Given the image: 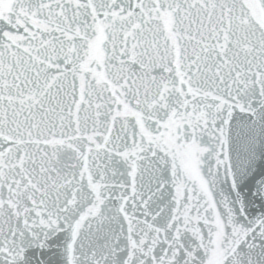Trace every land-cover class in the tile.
Here are the masks:
<instances>
[{
  "label": "snow or ice",
  "instance_id": "obj_1",
  "mask_svg": "<svg viewBox=\"0 0 264 264\" xmlns=\"http://www.w3.org/2000/svg\"><path fill=\"white\" fill-rule=\"evenodd\" d=\"M0 264H264V0H0Z\"/></svg>",
  "mask_w": 264,
  "mask_h": 264
}]
</instances>
